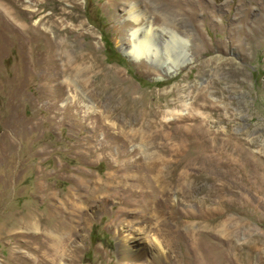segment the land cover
Here are the masks:
<instances>
[{
	"label": "rangeland",
	"instance_id": "obj_1",
	"mask_svg": "<svg viewBox=\"0 0 264 264\" xmlns=\"http://www.w3.org/2000/svg\"><path fill=\"white\" fill-rule=\"evenodd\" d=\"M134 1L166 36L169 14L185 20L190 64L164 75L121 52ZM173 1L54 0L30 20L77 6L118 89L22 79L17 36L0 55V264H46L47 231L69 237L58 264H264V0Z\"/></svg>",
	"mask_w": 264,
	"mask_h": 264
},
{
	"label": "bare ground",
	"instance_id": "obj_2",
	"mask_svg": "<svg viewBox=\"0 0 264 264\" xmlns=\"http://www.w3.org/2000/svg\"><path fill=\"white\" fill-rule=\"evenodd\" d=\"M32 1L34 4H29L27 6V10L23 9L22 11L15 10L14 12L5 7L3 8L2 5L0 7V12L3 16L2 22L4 23L0 28V55L4 56L7 50L10 51L13 48V39H15L17 42V36V44L19 43L17 50L20 57V71L18 73H21L22 79H24V77H38L39 75L37 72L40 70L42 71V74L46 76L53 74L57 77L68 72L73 73L75 77L83 78L81 82L83 87H92L94 90L99 91L102 89L104 83V78L102 77H104V75H108L112 77L116 83L114 89H118L120 83L116 80V71H114L115 69H107L101 65V61L97 52V43L93 42L95 34L88 28H85V24L80 20V16L76 15L77 13H74L76 12L77 6L72 7L70 10L60 7V9H58V14H49L48 16H43L38 21H35L33 24L31 23V25H29L30 20L37 13L41 12L40 10L43 9L45 5H53L54 0ZM63 1L66 0H59L61 5ZM107 1L108 6H111L114 2H117V0ZM157 2L154 3L156 4ZM74 3L76 4V2ZM181 3L182 0H176L175 2L173 1L174 5H179ZM186 3L190 5L192 4V6L195 7L194 0H188L185 2V4ZM149 5L152 6L153 4ZM157 6L158 4L155 6L153 5L152 7L157 8ZM262 6L263 7L260 10L264 15V5ZM24 10L28 13L25 14ZM148 10L142 8L137 1H134L124 10V14L117 18L118 20L127 19L131 21V23L129 22L130 24H124L122 27H120L128 41V43H122L120 45L121 52L132 62L141 63L142 61H145L151 66L160 68L164 75H173L187 63L193 60V53L189 45L191 44L190 42H192L191 37L194 33H189L190 30L188 28V30L185 29L186 31H184L183 35H180V33H178V26L183 24L185 27L186 22L182 18H177L175 13H173V15L169 14L172 17V19L168 18L171 19V29L167 33L169 36H166L164 35L166 33L164 29L161 28V30L159 29L160 31H158L153 27V17L150 16L151 13L150 15L148 14ZM153 10L155 11V9ZM167 11L166 12L169 13V10ZM180 12L182 13V11ZM246 13L247 14L241 16V22L243 23L246 22L249 9H246ZM164 15L162 13V17H164ZM68 20L73 23H78V25L75 24L71 25L70 27L66 24L64 27L63 24H65ZM260 22L264 24V17L260 20ZM260 25L262 26L261 23ZM61 26L64 28H61ZM79 37H81V39H85L87 37L89 38L87 41V48L84 51L79 50V47L81 46L78 39ZM77 49L78 51L75 53V50ZM59 61H64L66 64L59 65L57 64ZM42 74L39 76V79L41 80L45 79V76ZM87 75L90 76L86 78ZM20 81L21 82L19 84L21 86V84H23L25 81L21 79ZM81 98V101L85 105L87 111L89 113L95 112L94 106L92 105L89 97L81 96ZM96 191L94 192L96 193ZM63 233L64 235L61 236L51 235V233L48 231L43 233L45 234V242H51V244L48 243L46 246L47 251H49L48 256H50V260H46V264H58L60 259H65L67 255L65 249L63 254H60L59 250L67 246L69 237L66 232Z\"/></svg>",
	"mask_w": 264,
	"mask_h": 264
}]
</instances>
